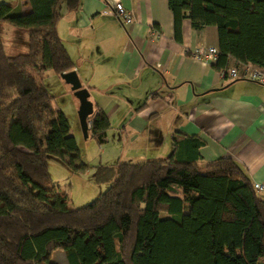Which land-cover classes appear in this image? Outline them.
<instances>
[{
    "label": "trees",
    "instance_id": "16d2710c",
    "mask_svg": "<svg viewBox=\"0 0 264 264\" xmlns=\"http://www.w3.org/2000/svg\"><path fill=\"white\" fill-rule=\"evenodd\" d=\"M175 38L183 23L218 30L212 68L264 70V0H168ZM81 0H28L31 10L0 4V264H264V198L232 159L201 165L205 142L179 134L165 159L98 168L107 190L69 207L49 173L51 157L86 170L70 122L53 106L46 72L75 70L57 30ZM27 30L26 53L9 56L1 25ZM227 76V75H226ZM90 135L107 143L111 123L94 110ZM167 214V218L161 217Z\"/></svg>",
    "mask_w": 264,
    "mask_h": 264
},
{
    "label": "crops",
    "instance_id": "0c3cea01",
    "mask_svg": "<svg viewBox=\"0 0 264 264\" xmlns=\"http://www.w3.org/2000/svg\"><path fill=\"white\" fill-rule=\"evenodd\" d=\"M81 3L80 10L64 13L58 34L90 92L94 110L104 111L110 120L108 140L135 144L137 150L125 163L169 157L172 137L179 134L205 142L201 165L232 159L253 184H264V86L247 79L227 81L212 64L194 55L202 47L219 48L216 27L195 30L185 20L180 43L168 0ZM115 3L133 14L132 26L125 27L110 13ZM19 4L23 12L31 10L28 0ZM242 66L230 63V69ZM61 82L58 92L65 104L47 88L54 108L64 114L79 110L71 86ZM52 261L69 264L61 250L53 252Z\"/></svg>",
    "mask_w": 264,
    "mask_h": 264
},
{
    "label": "rangeland",
    "instance_id": "374dc122",
    "mask_svg": "<svg viewBox=\"0 0 264 264\" xmlns=\"http://www.w3.org/2000/svg\"><path fill=\"white\" fill-rule=\"evenodd\" d=\"M3 3L18 5L19 0H0V4ZM1 27L3 42L8 55L15 56L26 53L28 50L27 30L14 28L9 24H3ZM10 30H13V32H10ZM61 81L64 80L53 71L46 72L44 76L46 87L53 92V96L60 104H65L66 98L58 92ZM66 114L71 125V133L78 141L81 157L89 167L84 171L74 172L61 158L54 156L49 161V173L52 182L59 191H63V194L69 197V207L76 209L92 203L110 186L109 181H99L98 168L112 166L119 160L120 163L129 161L130 159L127 158H129V155H133V151H136L137 148L133 143L114 142L112 139L100 145L92 135L85 139L78 110L69 109ZM131 160H133L131 163H139L140 161V159ZM161 217L167 218L168 215L162 214Z\"/></svg>",
    "mask_w": 264,
    "mask_h": 264
},
{
    "label": "built area",
    "instance_id": "2783aa9c",
    "mask_svg": "<svg viewBox=\"0 0 264 264\" xmlns=\"http://www.w3.org/2000/svg\"><path fill=\"white\" fill-rule=\"evenodd\" d=\"M125 27H130L135 23L133 14L128 11L122 3H115L110 11ZM197 59L207 64H213L219 56V49L215 46L202 47L195 50ZM223 77L228 80L247 79L264 86V70L251 65H243L241 68H232L222 72ZM227 75V76H226ZM92 122H89L91 128ZM255 191L264 197V184L254 183Z\"/></svg>",
    "mask_w": 264,
    "mask_h": 264
},
{
    "label": "water",
    "instance_id": "95a60500",
    "mask_svg": "<svg viewBox=\"0 0 264 264\" xmlns=\"http://www.w3.org/2000/svg\"><path fill=\"white\" fill-rule=\"evenodd\" d=\"M61 78L66 84L71 86L74 96L79 100L80 106L78 110L79 120L85 139L89 138L90 126L89 118L94 114V104L90 100V92L84 88L76 71L65 73Z\"/></svg>",
    "mask_w": 264,
    "mask_h": 264
}]
</instances>
